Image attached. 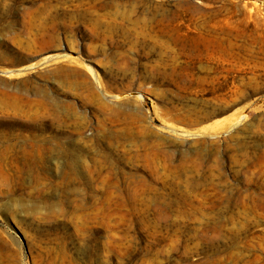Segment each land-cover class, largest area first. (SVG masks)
Returning <instances> with one entry per match:
<instances>
[{
  "label": "rangeland",
  "instance_id": "1",
  "mask_svg": "<svg viewBox=\"0 0 264 264\" xmlns=\"http://www.w3.org/2000/svg\"><path fill=\"white\" fill-rule=\"evenodd\" d=\"M0 264H264V0H0Z\"/></svg>",
  "mask_w": 264,
  "mask_h": 264
}]
</instances>
